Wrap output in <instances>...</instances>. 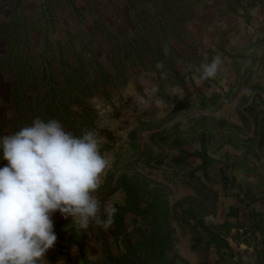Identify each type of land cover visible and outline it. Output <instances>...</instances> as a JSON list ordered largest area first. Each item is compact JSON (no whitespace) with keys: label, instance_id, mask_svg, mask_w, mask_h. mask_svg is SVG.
<instances>
[{"label":"rangeland","instance_id":"obj_1","mask_svg":"<svg viewBox=\"0 0 264 264\" xmlns=\"http://www.w3.org/2000/svg\"><path fill=\"white\" fill-rule=\"evenodd\" d=\"M170 1L0 0V124L21 128L42 113V102L39 112L34 106L36 95L49 80L62 83L63 71L77 65L85 45L115 81L124 77L107 98L97 93L88 99L98 112L100 151L111 160L99 198L116 212L111 242L95 225L104 251L86 264H117L122 257L126 263L118 264L144 263L152 234L165 236L166 255L158 260L149 254L146 264H264V199L258 202L264 194L237 191L235 180L238 170L255 171L254 159L261 156L250 124L264 102L250 96L252 84L264 80V0ZM183 6L192 13L189 21L175 17ZM158 15H165L166 39L177 55L169 45L165 55L166 43L156 32L149 40L153 56L143 52L134 62H120L102 39L107 32L110 39L120 32L138 39L139 17L155 27ZM171 25L180 39L169 33ZM158 48L167 61L156 55ZM216 55L223 69L198 83L196 67ZM152 59L164 63L167 78ZM42 67L51 79H42ZM19 82L23 92L17 90L15 102L9 92ZM153 87L158 91L150 95ZM181 89L184 96L178 97ZM160 99L168 109L157 104ZM66 224L60 238L71 230L80 232L73 237L88 238L89 230L78 229L71 218ZM62 255L69 264L65 248Z\"/></svg>","mask_w":264,"mask_h":264},{"label":"clouds","instance_id":"obj_2","mask_svg":"<svg viewBox=\"0 0 264 264\" xmlns=\"http://www.w3.org/2000/svg\"><path fill=\"white\" fill-rule=\"evenodd\" d=\"M224 63L219 55L202 62L196 67L197 82L215 78ZM155 67L167 78L162 61ZM157 91L153 87L150 95ZM183 96L181 89L178 97ZM157 104L169 107L163 99ZM100 148L96 129L77 135L56 118L36 116L18 131L0 135V160L7 162L0 167V264H48L46 253L58 239L57 211L82 231L93 224L111 225L116 209L103 203L98 192L111 160Z\"/></svg>","mask_w":264,"mask_h":264},{"label":"trees","instance_id":"obj_3","mask_svg":"<svg viewBox=\"0 0 264 264\" xmlns=\"http://www.w3.org/2000/svg\"><path fill=\"white\" fill-rule=\"evenodd\" d=\"M165 1L171 2L170 0H164V2ZM164 2L162 4H164ZM172 16L175 15L172 14ZM191 16L192 13L189 12V8L186 9V7H184V9L179 11L178 15L175 17H180L183 20L185 19V21H189ZM157 18V26L154 27L152 22L146 26L144 23L145 19H141L139 17L140 30L138 31V39L136 38L135 34H133L131 38L127 39L121 35L120 29H118V32H120L119 36H114L113 39H110L109 33L107 32L102 35V39H105L106 42H109L111 46V52L118 56L117 59H119L120 62L123 60V58L129 60L130 62H134L136 58H141L143 52H147L153 56L152 47L149 44V40L153 38V34L156 35V32H158L157 34H162L165 43L170 47L169 49H171L174 54L177 55L178 53L176 49H174L173 45L170 44V41L166 39L168 32L165 31L162 25V20L165 18V15L164 18L162 16L159 19V15ZM176 20H179V18ZM171 26L172 30L171 32L169 31V33H171L173 37L180 39V36L177 35L178 32L176 30V26ZM149 30L152 33H149ZM101 34L103 33L101 32ZM121 47L124 49L123 53ZM158 52L160 53L158 54L160 59L166 60L167 57L161 53L163 52L161 48L156 50V55ZM59 60L61 66L66 64V61L63 58V52H59ZM76 61L77 65L73 68H69L71 70L70 73L63 71L62 83H56L51 80L47 82L48 87L43 89L42 95H36L34 106L36 107L37 112H39V103L42 102L44 105L43 111L42 113L37 114V116L44 120L50 118L59 119L62 121L67 130L79 135L81 134L82 129H94L96 126L95 120L98 118V112L96 109H94L93 105L88 99L97 93H100L105 98H107V96L111 93V90L116 88L117 83L121 82L124 77H120L119 81H115L110 72L103 69L102 65L97 61L95 55H93L89 49L85 48V45H82L80 53L77 55ZM152 61L154 62L155 66L157 63L156 59H152ZM169 65H172V61H169ZM154 68L156 69V67ZM41 70L43 71L41 74L42 79H51L53 77L52 72L48 67H42ZM173 73L175 77H179L177 71L174 70ZM19 89L23 92V84L21 82L14 84L12 86V91L9 92V95L14 98L15 102L18 101L17 90L19 91ZM159 227L162 231H165V228L162 224H160ZM150 240L153 245H151L150 250L145 249L147 261L141 264H146L149 261L148 259L150 258L151 254H155V256L153 257L151 255L150 259L157 258L158 260L163 259L166 255L164 235L158 234L155 237L152 234L150 236ZM129 253H131V251H128V254ZM135 258H137V256H135ZM120 261L125 262L127 259L122 257L118 260V263H120ZM128 264H134V262L130 263L129 260Z\"/></svg>","mask_w":264,"mask_h":264},{"label":"crops","instance_id":"obj_4","mask_svg":"<svg viewBox=\"0 0 264 264\" xmlns=\"http://www.w3.org/2000/svg\"><path fill=\"white\" fill-rule=\"evenodd\" d=\"M256 81L252 85L254 87L253 93L250 96L251 99L256 102H264V93L259 90V86L264 87V80ZM248 87V86H247ZM224 97L226 95L222 93ZM241 113L245 114V111H241ZM246 117L250 118V115L246 113ZM256 121L252 122L250 124V136L253 138L255 137L254 143H255V151L258 154H261L256 160L254 159V164L259 168H256L253 172H240L238 170V176L235 177V180L237 182H240L239 187L237 188V191L242 192H248L251 191L255 195L264 194V110H258L256 115ZM1 123V120H0ZM4 125V124H3ZM6 127H3L0 124V135H7L14 133L15 131L19 130V127H11L9 130L5 129ZM242 158V157H241ZM239 159V158H237ZM6 161L0 160V167H3L4 164H6ZM264 196L261 200H258V202L263 204ZM262 213H264L263 209H260ZM71 217H68L67 219H70ZM54 219V231L58 237L55 246L53 249H50L46 253V259L48 261V264H57L58 260L63 259L61 261V264H64V258L62 255V251H64V248L66 249L67 255L66 260L69 262V264H86L89 261V258L91 255L98 254L101 255L102 251H104V241L101 239L96 238L95 233L98 229L95 224L91 225L90 228H88V238L83 237V235H80L79 237H73L72 230L69 233L68 236H64L65 239L60 238V231L64 228H67L66 220L63 218L60 213L57 211L53 217ZM66 224V225H65ZM102 230L105 232L106 239L111 242L112 235L110 234L111 231V225L107 228L102 226ZM72 233V235H71ZM80 233L78 230L75 232ZM85 233V232H84ZM76 240V242H75ZM95 245V246H94ZM80 247L82 249L80 250ZM68 250V252H67Z\"/></svg>","mask_w":264,"mask_h":264}]
</instances>
